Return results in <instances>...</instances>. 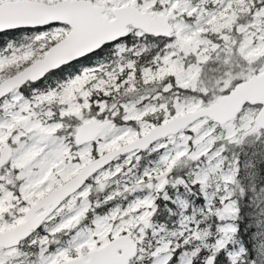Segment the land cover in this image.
<instances>
[{"label":"snow or ice","instance_id":"1","mask_svg":"<svg viewBox=\"0 0 264 264\" xmlns=\"http://www.w3.org/2000/svg\"><path fill=\"white\" fill-rule=\"evenodd\" d=\"M0 264H264V0H0Z\"/></svg>","mask_w":264,"mask_h":264}]
</instances>
